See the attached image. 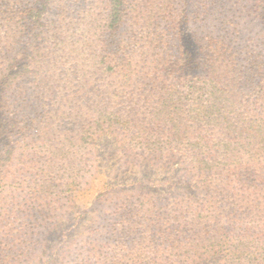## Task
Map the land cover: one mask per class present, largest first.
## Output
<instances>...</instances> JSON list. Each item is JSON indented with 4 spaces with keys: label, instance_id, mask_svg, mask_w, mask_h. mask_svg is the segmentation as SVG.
I'll list each match as a JSON object with an SVG mask.
<instances>
[{
    "label": "trees",
    "instance_id": "16d2710c",
    "mask_svg": "<svg viewBox=\"0 0 264 264\" xmlns=\"http://www.w3.org/2000/svg\"><path fill=\"white\" fill-rule=\"evenodd\" d=\"M226 3L0 0V106L18 137L8 156L0 147V203L14 198L6 186L16 182L15 154L39 177L34 188L72 186L95 137L114 129L150 160L187 163L201 189L170 198L124 190L116 217L160 227L158 238L137 237L130 223L122 238L139 246L122 264H264V81L244 80L263 59L241 60L254 50L240 45ZM10 216L2 209L0 221Z\"/></svg>",
    "mask_w": 264,
    "mask_h": 264
},
{
    "label": "rangeland",
    "instance_id": "374dc122",
    "mask_svg": "<svg viewBox=\"0 0 264 264\" xmlns=\"http://www.w3.org/2000/svg\"><path fill=\"white\" fill-rule=\"evenodd\" d=\"M226 4L230 11L228 17L239 18L240 45L254 50V53L243 51L241 60L250 54H260L264 66V0H227ZM180 6L181 2L177 9ZM189 48L195 58L192 42ZM241 64L248 66L245 61ZM244 80L259 84L264 81V70ZM244 93L251 95L253 91L244 90ZM250 100L251 106L253 97ZM9 114L7 108L0 106V147L5 157L18 138L7 133ZM122 141L123 135L114 129L99 133L93 141L91 156L87 157L86 171L72 186L55 179L49 185L34 188L30 182H38L39 177L31 174L30 166L22 165L15 154L9 169L16 182L6 186L14 198L6 204L0 203V212L6 210L11 216L7 222L0 221V228L10 225L16 234L22 227L23 234L6 238L4 230L0 232L5 247L11 248L0 254L8 255L6 264H122L128 258L130 247L136 244H128L122 238L130 223L139 227L137 237L158 238L160 227L144 219L128 221L125 214H120L121 219L116 217L117 212H121L118 210L121 204L116 205L115 199L121 197L124 190L136 191L144 187L161 198L201 193L187 163L150 160L145 152L127 148ZM14 212L16 216L12 215ZM96 246L100 249L99 256L92 250ZM138 246L136 244L134 249ZM199 264L219 263L216 259H207Z\"/></svg>",
    "mask_w": 264,
    "mask_h": 264
}]
</instances>
